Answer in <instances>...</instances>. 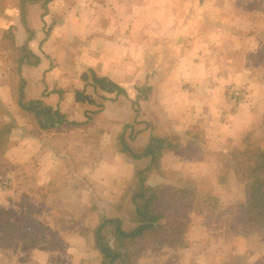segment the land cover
<instances>
[{
    "label": "crops",
    "instance_id": "obj_1",
    "mask_svg": "<svg viewBox=\"0 0 264 264\" xmlns=\"http://www.w3.org/2000/svg\"><path fill=\"white\" fill-rule=\"evenodd\" d=\"M39 1L23 6L19 0H0V28L12 27L14 46L25 45L34 58L21 64L23 102L38 101L60 117L48 127L40 126L45 120L40 117L33 122L35 127L28 113L19 115L9 87L0 84V106L11 114L12 121L7 122L13 125L6 153L11 187L3 208L14 223L25 217L35 221L41 210L58 215L56 203L65 199L71 211L83 210L81 217L71 212L66 228L58 230V223L50 226L47 247L38 248L46 257L35 264H89L78 262V255L89 249L97 254L96 264H101L94 233L103 219L127 217L120 213L122 188L124 203L133 205L130 220L135 226L134 196L140 181L156 193L160 184L145 183L146 173L159 174L158 168L169 163L194 170L222 167L217 155L243 148L248 133L257 147L264 148V133L252 134L259 125L264 128V87L254 76L255 66L264 61V29L235 27L232 21L240 17L238 0ZM27 31L32 33L29 37ZM3 57L0 51V64ZM93 76L114 82L124 92L102 88ZM144 86L147 95H142ZM233 87L243 88L250 100L228 99ZM155 133L174 134L180 141L177 148L164 151L167 162L160 161V166L159 152L151 141ZM181 154L185 156L181 160L172 159ZM20 163L26 167H17ZM96 172L108 184L102 195L106 212L100 210L105 218L95 225L97 215L86 207L94 202L89 192ZM201 176L205 175L186 177L187 183H198L197 189L189 187L198 195L192 199L197 208L191 205L186 211V244L172 250L175 263H184L186 255V264H230L237 257L242 258L239 264H264V227L249 226L241 219L248 198L246 183L240 181L242 198L235 191L226 199L227 192L223 197L217 182H201ZM208 188L220 211L213 236L210 225L204 223L208 212H216L205 206ZM83 190L86 198L78 209ZM160 214L157 223L165 216ZM122 223L121 228L128 231ZM195 231L198 237L193 236ZM21 245L23 249L26 244ZM52 251L67 253L52 258ZM23 261L21 256L16 264ZM10 262L6 256L1 264Z\"/></svg>",
    "mask_w": 264,
    "mask_h": 264
},
{
    "label": "rangeland",
    "instance_id": "obj_2",
    "mask_svg": "<svg viewBox=\"0 0 264 264\" xmlns=\"http://www.w3.org/2000/svg\"><path fill=\"white\" fill-rule=\"evenodd\" d=\"M30 1L37 2L39 0H19V4L25 6ZM48 1L49 0H40L39 3L45 4ZM238 5L240 9L238 8V11H236V14H239L240 17H236L232 21L236 28L239 27V28L246 29L251 26V27H256L257 29H262V30L264 29V0H238ZM258 8L259 10H257ZM241 12L243 14H241ZM22 17L24 19V14L21 15V18ZM31 34L32 33H28L27 31L26 37H29ZM228 36L230 37V35ZM12 40H13L12 27L9 26L8 28H5V29L0 28V51L2 52L4 56L3 62L0 64V84L3 83V85H5L6 87L7 86L9 87L11 91L10 95L12 99L14 100V105H16L17 108H20L17 105V98H18V93H19V87L21 85L20 84L21 82L19 81L20 78L24 82L20 74L21 66L23 65L22 62H24L23 61L24 59L29 62H33L34 58L30 54L27 53V48L25 47V45H22L20 47H15ZM229 41L231 40L229 39ZM23 47H25L26 50H22ZM20 59L22 60L20 61ZM255 67H256L255 69L258 68L257 70L258 72H256L254 76H258L260 80L259 81L260 83H257V84L260 87H264V61H259V63H257ZM231 89L233 91L237 90L238 92L237 99H235V102H243V101L247 102L250 100L248 99L249 97L247 93L241 87L230 88L227 93L228 99H230L229 95H230ZM147 94H148L147 87L145 86L142 87V95H147ZM4 111L6 110L2 108V106H0V123L11 120L9 119V116L11 114L9 112L5 114ZM33 111L38 112V109L34 108ZM33 111H28V113L33 119L31 118L30 120L27 117V120L28 122L30 120L31 124L35 125V123L33 122H35L36 119L34 118L35 115ZM25 112L27 111L23 112V110L21 111L19 109V115L21 117L25 116ZM19 115L17 116L18 119L20 118ZM39 117L44 118L45 116L41 114ZM263 118H264V115H263ZM24 122L25 120H23V123ZM150 126L151 125L146 124L147 128H149ZM35 127H34V130L32 129V132H35ZM134 131L136 132V126L131 128V133L129 135L130 139L134 138V137H131L134 135L133 134ZM254 133L262 135L264 133V128L262 127V125H259L257 128L253 129L252 134ZM152 137L150 138L152 139ZM246 137H248V140H246V142L251 141L253 146H256L254 142L252 141L250 133L246 134ZM154 138L155 140H151V139L149 140L152 141L154 149L158 150L159 152L158 157H159V166H160V161H164V163L165 161L167 162V160L163 156L164 151H166L168 148L169 150H171L172 148H177L180 141H179V137L174 134L170 136H158L155 133ZM94 140H97V139H94ZM96 143H98V140L96 141ZM7 148H8V143H7V147L4 150V152L3 153L0 152V187L2 189L0 190V264H1L2 259L6 258V256H9L11 264H16V261L21 256H23V259H24L23 262L25 264H35L36 262L38 263L39 260L44 259V257H46L40 253V249L38 248L47 247L46 245H47V242H49L48 231H49L50 226H52L54 223L55 224L58 223L57 224V226L59 227L58 230H61V228H66L70 224V221H71V220H68L70 213L71 212L78 213L79 216L81 217V212L83 210L81 209L79 211H74V210L71 211L69 203H67L64 199L63 201L61 202L58 201V203H56L59 208L58 211H60L58 215H54L53 213L50 214L48 212H43L41 210L40 212H38V214H40L41 217L37 216L35 218V221L32 219L26 220V217H25V218H21L20 221H17L15 223L14 221L12 222L8 218L3 208L6 198L9 197L6 190L8 189V187H11V183L7 176L8 174L6 172L7 169H10V166H9L10 162H7L9 161L6 155ZM235 148L236 147L232 148L231 150L233 151ZM231 150H229V152ZM217 156L218 158H220L222 162V167H202V169L194 170L192 169V167H174L173 165L170 166V163H169V167H159L158 168L159 174H156V173L147 174L146 173L145 183L150 185V183L154 184L158 181L160 182L156 190L159 196L160 195L161 196L159 197L158 202H156L154 208H156L159 212H161L165 216L163 217L161 222H159L161 227L158 226V229L154 228V230H156L155 233H153L154 231L149 232L143 237L135 239L131 242H128L127 240H125L123 242L124 243L123 247H116L111 228L104 226L101 231V233L104 236V240L107 241L109 245L116 247L115 249H117L120 254L119 260H116L115 264H131V263L154 264L153 259H155V264L156 263L160 264L156 262L157 259L158 261H161V263L162 261H165V263L163 264H176L174 261L175 260L174 252L172 250L176 251L177 248H180L181 246L186 244V211L189 209L191 205L194 206L195 209L197 208L196 204L193 203L192 199L196 200V197L198 198V195L195 193L196 191L194 192V190H192L193 188H189V187H194L195 189H197L196 187L198 186L197 185L198 181L196 182L197 183L196 185H193V182L187 183L188 182V178H186L187 175L190 174V175L198 176L202 174L205 176H201V182H206V183L212 182L213 184L217 182L216 184L220 185L217 188L220 191H222L220 193L223 197L226 196L225 193L227 192L226 199L230 198V195H231L230 193L235 192V191H237V193L240 192V198L243 197V187H242V184L240 183V181L243 182V180L240 178V176L238 177L234 173L235 169L233 167V164L227 161L228 155L220 154V156L219 155ZM11 157H13V154H11ZM184 157L185 156L181 154L179 157L178 156H175V158L172 157V159H175V161H177V160H181ZM168 161L170 162V160ZM176 164L178 163L176 162ZM146 165H148L147 161L144 167ZM17 167H26V164L20 163L17 165ZM136 170L137 168L135 167L134 172ZM98 174L99 173L97 172L95 173L94 186H91L92 192L91 191L89 192V198L91 194L94 199V202L89 201V204L86 207L90 209L91 213L97 215L95 219V223H94L95 225L97 222H100L101 218H105L104 216H101L102 215L101 211L106 212L104 206H107L106 204L102 203V199H103L102 195L104 191L107 189L108 182H104L103 175L100 174L98 176ZM192 180L196 181L194 179H191V181ZM174 183L177 185H174ZM82 184H84L83 181H82ZM126 188H127L126 193H129L130 188L129 187H126ZM124 189L125 188H122L121 189L122 193L120 192L121 198H120L119 207L121 209L120 213H122L124 216H127L121 222H123L122 224L126 225L125 229L129 230L134 226L132 224V221L130 220V216H131L130 209L133 205L131 203H127V204L124 203L123 201L125 197V193H123ZM211 190L212 189L208 188L207 194L210 197L206 196L207 199H206L205 206H208L209 208L213 207V211H216V212L215 214L212 212H208L209 213L208 217L205 218L204 223H206V225L208 226L210 225L211 235L213 236V233L215 232L214 228H218L219 221L217 217L220 211L218 209L216 210L217 203H216V200L212 199V197H214V194L211 192ZM186 191H189L188 193L192 192L193 193L192 197L183 198V193ZM184 194L188 196L187 193H184ZM83 198H86V191L84 190L80 192V195L78 197L80 201V204L78 205V209H80L81 202H83L82 200ZM98 209L99 211L100 210L101 211L98 212ZM39 218H41V220L44 223L40 224ZM241 219H245V214L243 211H242ZM215 222L217 223V226L214 227V225L212 226V224L213 223L215 224ZM42 224H47V226L44 227L42 226ZM40 227H43V230H41ZM22 228H24L23 235H20L19 231H21ZM246 229L248 230V228ZM197 234H198L197 231H195L193 236ZM16 238L17 240H15ZM210 238L211 237H209L208 240ZM242 238H245V237H242ZM203 240H205V237L203 238ZM20 243L21 244L25 243L26 244L25 248L22 249L23 245L20 246ZM39 244L41 245L37 246ZM174 247H177V248H174ZM226 247L227 246H224V249H226ZM128 250L131 251L130 255H129ZM146 250L149 253L147 255H144ZM226 251L227 250H224L225 253ZM238 251H240V249ZM66 253L65 252L57 253L55 251H52L50 252V255L52 258L53 257L58 258L61 255L64 257ZM203 254L205 255V253ZM96 255L97 254L95 253V251H93L92 249H89L82 255L80 256L78 255V258H80L78 262L88 261L89 264H96V260H95ZM212 255H213V251L210 252L208 257H211ZM244 255L246 256L248 260V256L246 255V253H244ZM138 256L140 259H139V262L137 263ZM181 259L183 261V258ZM51 262H53V260L49 261V263ZM178 262H180L181 264H186V255H185L184 263H182L179 260ZM240 262H242V258L237 257V258H234L230 262V264H239ZM73 263L77 264V261Z\"/></svg>",
    "mask_w": 264,
    "mask_h": 264
},
{
    "label": "trees",
    "instance_id": "obj_3",
    "mask_svg": "<svg viewBox=\"0 0 264 264\" xmlns=\"http://www.w3.org/2000/svg\"><path fill=\"white\" fill-rule=\"evenodd\" d=\"M23 14V13H22ZM263 56H264V42L262 43ZM22 50H26L25 47ZM27 49V53H28ZM264 58V57H263ZM22 59H20L21 61ZM94 83L99 84L102 88L115 91L117 94L123 93V89L116 85L114 82L104 77H92ZM21 83L19 87V93L17 98V105L21 110L33 111L34 108L38 109V112H34V118L37 121L42 114L45 117L43 122H40V126L48 127L54 125V120H59V114L51 109H45L38 101L23 102L22 87L24 82L20 78ZM29 114V113H28ZM30 115V114H29ZM55 117V119H54ZM43 118V117H42ZM43 118V119H44ZM56 122V121H55ZM13 125L9 122L0 123V152H4L8 143V136ZM243 148H235L228 154L227 161L231 162L234 167V173L246 183L248 188L247 203L243 206V212L245 214V220L248 225H258L264 227V148L253 146L250 142L244 141ZM150 152V151H149ZM133 157L136 155L131 154ZM183 193V198L192 197L193 193ZM208 192V191H207ZM207 192L204 196H208ZM161 196V195H160ZM159 194L154 192L149 187H143V183L140 181V188L138 189L134 198V214L136 225L125 231L121 228V221L118 218H107L101 220L98 227L95 230V243L99 250L103 264H115L116 260H119L120 254L117 249L112 248L107 241L104 240V236L101 233L103 227H110L116 242V247H123L124 241L131 242L135 239L141 238L149 232L161 227L157 221L161 218V212L155 207V202L159 199ZM210 197V196H208ZM207 199V198H206ZM214 199V197H212ZM213 210V207L210 208ZM251 223V224H249Z\"/></svg>",
    "mask_w": 264,
    "mask_h": 264
},
{
    "label": "built area",
    "instance_id": "obj_4",
    "mask_svg": "<svg viewBox=\"0 0 264 264\" xmlns=\"http://www.w3.org/2000/svg\"><path fill=\"white\" fill-rule=\"evenodd\" d=\"M237 94H238V92H237V90L236 91H233V90H231L230 91V95H229V97L233 100H235V99H237Z\"/></svg>",
    "mask_w": 264,
    "mask_h": 264
}]
</instances>
